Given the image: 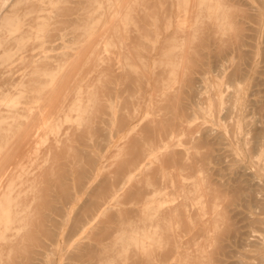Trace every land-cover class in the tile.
I'll return each mask as SVG.
<instances>
[{
    "label": "rangeland",
    "instance_id": "obj_1",
    "mask_svg": "<svg viewBox=\"0 0 264 264\" xmlns=\"http://www.w3.org/2000/svg\"><path fill=\"white\" fill-rule=\"evenodd\" d=\"M122 1L123 0H121L119 3V0H115V2L117 3L115 5H117L118 9L120 8L118 7L119 4L121 5L125 3V0L123 2ZM128 1L130 2V0ZM131 1L132 3H130V5L133 8L129 9L130 7L128 8L126 5H124V8L121 7V10L123 9L122 11L125 12H122L123 16H121L131 17L132 19V21L123 26V29L121 30L123 31V33H121V37L124 35L122 38L126 40L125 41L121 39V41H125V44L128 43L127 48L131 50V53L129 50H127L129 52L127 54L125 48V53L123 52L122 47L127 46L124 45V43H121L119 45L120 47H118V44L115 46H106V44H104L105 42L103 41H106L108 39L107 36L103 35V28L107 23L105 22L106 24L103 26L101 21L103 17L104 20L108 18L109 13L114 8V0H0V117L4 116L2 117L3 119L0 118V168L3 165L11 162L13 163L11 164V166L17 164V171L18 174H20L22 180L21 187H23V190L28 187L26 188V191H23L21 188V199L25 203H28L30 205L27 207L26 218V221L27 223L29 222V225L27 224L28 226L26 225L21 230L22 233H18V236H16V238L14 239L16 244L18 243L17 245L21 246V249L23 248V250H20V248L17 247V250L19 249L18 253L19 251H24L22 253H25V247V249L29 251L30 254H32L31 261L33 263L37 262L38 264H99L96 263L97 256L99 254V248L97 247H101V250L102 247H108L110 249L115 248L117 252H114L116 254L115 255L114 253H112V249L111 254L108 253V255H111L109 259L107 258L108 256H106L107 254H103V256H106V260L104 259L103 261L104 264H128L129 262L130 264H133L134 259L140 256V259H145L147 257V253L142 251L137 252V250L134 249V243H131L129 234L130 231H132L133 233L136 231L137 225L143 222V219H145L147 214L150 212L151 206L155 204L148 202L153 198L160 197V195L154 196L153 192L152 194L147 193V195H145V197L140 201L131 200L129 198L136 197L135 195H133L135 194V191H139L138 188L145 185L144 179L147 177L146 174L148 175L149 173H152L156 167H159L160 162H158V164L152 156L150 157V159L145 158L144 160L147 162V165L145 167L146 172H144V174H138V172L132 174L131 178L126 182L124 190H121L120 196L106 201L105 206L107 210L103 215L100 214L98 216H94L93 219H90V223L87 224L86 229L81 228V225L85 222L87 217L83 218V221L80 220L82 221V224L79 228H77V230H72L74 233H69V231L72 229L70 226L74 222V219L77 218V215L79 216L81 212L79 209L82 210V206L87 202L86 200L90 198L88 193L91 194L90 191L94 189V186H97L98 183L102 184L105 178L110 176L116 169V167H118V164H121L126 158L129 157L128 155L131 154L130 150L134 149L131 146L132 143L136 145L145 140V135H147V132L145 131L144 133L143 130H146L145 126L151 123L150 119H152L153 117H156L155 119H159V117L161 118L162 116H165V113L168 114V112L165 110L169 100L168 97L172 96V91L174 95L175 93H178L183 89V91L188 90L187 92L189 95L187 96V93L185 91L184 93L186 94L183 95L184 93L180 91L182 93H180V96L186 97L183 99V101L188 98L186 101H184L186 102V104L188 103L187 106L185 104V109L187 110V112H185L187 113V117H184L185 120H183L184 122L181 123V125L179 124V129H181H177V132L179 131V133L175 132L178 136H173L172 144L174 145L169 146L171 147L170 149L173 148L172 150H174L175 148V152H177L176 154L181 153V160L178 163L179 167L185 164L186 167H189L191 169L192 165L196 163L199 165V167L197 165V168H199V170H197L198 172H196L195 175L192 174L193 172L190 175L191 170L187 171L189 170V168H185V165H183L182 167L183 170L182 168H180V170H182V172L184 171V173H182L178 169V167L176 168L177 170L175 169V172H181L183 176L186 173V178L180 176L181 181L178 178L174 179H178L180 183L182 182L183 184H187L185 185L186 187H192L191 190L187 188L189 189L187 190L188 195L191 196L190 198H188L189 202L186 199L187 197H184L185 199H181L183 198V196L180 195H178L179 197L176 195L177 199L170 202L174 203V205L180 203L182 200L183 202L186 201V203H189H187V212L192 216V219L188 221L189 223L185 221L183 222H185L186 224H184L186 226L188 225V227H191L192 225L193 229L191 230V233L198 234V237L200 236V234H205V236L208 235V239L205 237L203 241L204 243L206 242L208 244L203 245L201 241L204 238V235H201L202 239H198V237L195 235V241L192 240V243L194 244L192 245L194 247H190L192 245L191 243H189V246L183 245V247L187 246V249L185 247L184 249L183 247H181L182 249L180 248V251H184L185 254H189L192 252L191 255L189 254L190 257L193 255V253H196L197 256L198 245H196V243H199L200 241L202 243V246H206L204 248L205 250H209L213 248V246L216 247V249L214 247L213 251L207 250L208 252H206V255H210V257L213 256L211 257L212 259L208 258L207 256V259H211L208 261L213 262H211V264H262V262H264V255H261L262 251L264 250V1L259 0L258 3L257 0H229V2L227 0L226 2L229 3L227 4L226 2H224L225 0H218L220 1L221 6L224 7L222 9L230 13L226 19L222 17V15H216L215 13H213L215 9L214 7H202L201 5H199L197 2L199 0H191L192 2H197L196 6L195 3L193 5L190 0H168L169 2L167 0ZM166 1L169 4H166ZM230 1L232 3V7ZM138 2L140 3V5H138ZM211 2L214 3L216 2V0H211ZM222 2H224V4ZM191 3V8H193L189 9ZM110 4H112L113 6L110 7ZM104 5L106 6V11L103 7ZM234 5L236 6V9L238 7V10L240 11L239 13L234 8ZM125 7H127L128 10ZM138 7L140 10H138ZM167 8H169L168 16L164 14V9ZM130 10H132V15L128 14ZM102 11L108 12L107 14H104V12ZM174 11L176 12V14ZM188 11H191L192 15H196L192 16L190 12L188 13ZM117 12L118 10L116 11L113 9L109 17L111 16V19L114 16L116 17L118 15ZM165 12L167 13V11ZM162 14L166 17H164ZM170 14L172 15V17ZM187 15L192 16V18L194 17V19L192 20L193 24L191 23V18H187ZM229 17L233 18V21ZM228 18L233 23L229 22L230 20ZM205 21H207L206 24L204 23ZM235 22L237 27L236 25H234ZM162 24L164 26H162ZM207 24L210 25L208 26ZM230 25L235 26L238 33L235 32ZM129 27L133 28L131 29L133 30L131 35ZM139 27L142 29H140ZM190 29L193 35L188 32L190 31ZM201 29H204L203 31L207 32H203ZM213 29L216 32H214ZM218 29L220 30V32H218ZM159 30L161 32H159ZM232 30L236 33V36L233 38L231 37V33L233 34ZM107 31L108 30H105L106 34ZM200 31L203 34H200ZM109 32L108 34H110ZM206 33H210L212 35ZM190 34L191 40L188 36ZM237 34L239 35V38H237ZM182 35L184 36L182 37ZM197 35L200 39L197 37ZM203 35H205L206 39L208 37L209 38L206 40ZM218 35L219 37L217 38ZM132 36L137 40H140L138 41V45H140V47L137 45V40H135V38H132ZM212 36L215 37V40L218 39L217 42L215 40L214 42H212ZM185 37L186 39L188 38V40H190V43L193 40L190 45L188 44V47H191V49L195 50L196 53L199 52V55L204 54L203 51L205 52L206 55L204 56V58L202 57L204 60L202 58H198V54V57H195L197 56L196 53L190 49L189 53L187 52L188 48H186V44L189 42H186ZM227 38L229 39L228 41ZM132 39H134V41ZM197 39H199L200 41H197ZM91 40H94L95 43H92L93 41ZM184 41L186 42L185 45ZM210 41L212 43H210ZM221 41L223 42V46ZM88 43H91L93 47L91 45L90 46L93 49L94 47H96L98 50L100 47H103V50L99 49L103 52L99 53L98 51H96L100 54V56L96 54V56L98 55V59L95 60V62L97 63L93 62L94 65L91 64L92 62L90 63V60L92 58L90 60L87 59L88 57L90 58V56L92 57L93 54L92 52L88 53V50H90L91 48ZM102 43L103 45L100 46V44ZM205 43L208 45H206ZM160 45L162 46V48ZM191 45L193 46V48ZM217 45H221L223 48L224 45L225 48L228 47V49L226 48L227 50H225V48L223 49L220 46V49H223H221L222 54L224 52V54L226 55L225 57L223 56L224 54H221L220 56V50L218 53L219 48H215L218 47ZM183 46H186L184 47V49H186L185 51L187 52L185 54V56L187 55V63L189 61L195 63L194 61H196V65L191 63L194 65V67L191 65L193 68L190 66V63L188 64L186 68L192 70V72L190 74V71L186 70L189 72V76L188 73H186L187 75L185 74V77H181L180 75H178L181 70L177 68V62H179L183 57L181 55L183 53ZM119 48L121 53L123 52L122 56L124 57H121L120 54L116 53V50H119ZM207 48L209 49V51ZM83 49L86 50L84 51ZM132 50L135 52V54H133L134 52ZM215 50L219 54L216 60L214 59V54L215 56L217 55ZM224 50L227 52V54ZM81 51H84L85 54L88 51L86 55L89 56L86 57L84 52H82L85 55L84 57ZM192 52H194V54ZM210 52H213L212 55ZM147 55L149 57H147ZM102 56L105 58L107 56V58H104L105 60H103ZM83 57L86 60L85 62L83 61ZM120 57L122 58V60L120 59ZM134 57L135 59H137L138 63H133L134 60L132 61L131 59H134ZM196 58L198 60L200 59V64H198L199 61ZM72 59H76V61L74 62H78L77 66L79 67L76 66V63H73L75 67H73L74 65L69 64V62H73ZM107 59H111V61L109 62V60ZM217 59H219L218 62ZM201 61H203V63ZM87 63H90L91 67L93 68L92 69L90 67L91 71H86L89 68ZM68 64L71 66H69ZM136 64H140V67L143 69L141 70L140 67L139 69ZM225 64L227 65L226 69L224 68L226 66ZM49 65L51 67H49ZM237 66L240 67L238 68ZM65 67L66 69L69 67H73L72 69L74 70L76 68H81L82 71L79 74L82 75L83 81H80L81 75H77V72H71L70 68L66 71L67 73L69 71L71 72L70 74L68 73L70 76L68 77L65 76V74L63 75V78L66 80V83H64L65 80L63 78L61 79L60 75L66 70L64 69ZM101 67L105 74L100 72L102 71L100 70ZM121 67L123 68V70ZM125 68L128 69L129 72ZM235 68L239 70L238 72H240V69H242L241 72L238 73L239 75L237 74V72H234ZM237 69L235 71H237ZM125 70L126 74H124ZM140 70L144 71L145 73H142ZM159 70H162V72H160L162 75L158 72ZM108 71L110 72L107 76L106 73ZM129 73L132 78L126 80V78H128L127 74ZM156 73L157 75L159 74L158 77L156 76ZM143 74H146V76ZM57 75H59V78L57 77ZM73 75L75 77L79 76L78 82V77L77 79H75V77L73 78ZM231 75L233 79H229L232 78ZM186 76L189 79L191 78L190 80H194V83L191 81L192 84H190V87L188 88V85L186 83H189V81L186 79ZM70 77L73 79L72 82L74 81L75 83L76 81L77 84L80 82L78 86L77 84H75L77 86V89H74V87L76 86H73V88H70L72 86H68L69 83L67 82V80H71L68 79ZM94 77H96V80H94ZM145 77L147 78L146 81L143 80L145 79ZM203 77L205 79H202ZM207 77H209L210 80ZM178 78L181 83H178ZM131 79L133 80L130 81ZM149 79H152L151 82ZM128 80L130 83L127 82ZM147 81H149V84ZM67 83L68 85H66ZM74 83L71 84L74 85ZM90 83H92V85L89 87ZM62 84H64L65 88H67L68 86L71 90L74 89L75 93L73 92L72 95L66 94V96L64 92H66L67 89L62 92V90H64V86L62 87ZM95 84L99 88L97 86L95 87ZM103 85H105L106 88H103ZM134 85L137 87L135 88ZM153 85H155V87L157 86V89L160 88V90L158 89L157 92V89H155V95L152 94L153 96H151L150 91H153ZM178 85L180 86L178 87ZM192 85L194 87H192ZM130 86L132 88H129ZM59 87H61L60 90ZM176 87L179 89L178 92ZM234 87L236 88V91L234 90ZM195 88L198 90H196ZM133 89H137L136 92ZM56 91L58 97H56L55 95ZM59 91H61L65 95L64 97L66 99L71 96V98L69 97L67 100L65 99L66 102L68 101V103L77 101L79 102L81 100L80 103L82 109L87 107L86 111L82 112L83 114H81L80 116H75L69 122H62L60 131L56 133L57 139L59 138V141L54 140V134L45 131L44 134L41 133L40 136H36L34 139H32V141L35 139L36 141H30L27 143L25 137L28 127L30 126L28 124L29 118L32 122L36 123V125L34 126H38V121L36 119L37 116L34 115V112L38 111L37 113L42 117L45 111L48 110V106L52 107V104H55L57 102L55 104V108L59 107L57 105H59V101L61 100V98H63V94L58 93ZM132 91L137 94L134 93V96ZM190 92L191 94H194L195 92V94L191 95ZM175 95H179V93ZM96 97L100 98V100H98V98ZM72 98L75 99L73 100ZM89 98H92V102L89 101ZM52 99L54 100V102H52ZM71 99L73 101H71ZM155 100L157 101L155 102ZM44 101H46L47 103H44ZM127 103L129 104L127 105ZM154 103L157 105H154ZM42 104L43 106L44 104H49L47 105V107L44 106L45 109L42 108L43 106L41 107V110H43L44 112L43 114L41 113L42 111L39 110V107ZM90 104H92L93 106ZM126 105L128 106V108H126ZM157 106H159V110ZM197 106L199 109L197 108ZM36 107L37 110L35 109ZM102 107L103 109H101ZM213 107H215L216 109H214ZM89 108L92 111H90ZM127 109L132 114V117L130 113V116L127 114L129 112L127 111ZM102 110H105L106 112L104 111L103 113ZM154 110H156V113L154 112ZM194 110H196V112ZM157 111H159V114H157ZM197 111L200 113H198ZM47 112H49V110ZM31 114L35 116L36 121L33 120L34 116ZM39 115L38 117L40 118ZM121 115H127V119L131 118V120L129 119L130 121L128 120L129 123L127 122V125H124V127H121V125L118 126L119 123L117 121L122 120L119 119ZM122 116L121 118H126L125 116ZM40 120L43 121L45 119ZM87 120L89 121L87 122ZM27 124L28 126L26 128ZM90 125L95 129L91 128L92 130H90V127L87 128ZM182 125H184V128ZM185 126L188 134L185 131ZM176 127H178V125ZM63 128L64 130H62ZM91 131L93 132L91 133ZM78 133L80 134V136L82 135L81 137L84 138L82 142H86V144H82L81 141L78 140ZM100 133L103 134L102 136L100 135L98 137V134ZM139 134L143 135L142 137H144V140L142 137H139L141 138L139 140L137 139ZM71 135L72 139L70 138ZM83 135L86 136L84 137ZM107 136H109L110 138L108 139ZM38 137L40 140L38 139ZM100 137V143L102 145H100V143L96 141V139L99 140ZM106 139H108V142L104 143L105 141H107ZM131 139H133V142ZM62 140L63 142L64 140H66L67 142L69 141L70 146H66V144L69 145V142L66 143L65 141L63 143ZM137 140L138 142H140L134 143ZM147 141L148 138L142 144H145ZM96 142L99 144L98 146ZM71 144L74 147H71ZM129 145L131 146V148L129 147ZM53 147H55L54 150H52ZM75 147H77V149L82 152H79L81 155L77 152L78 150ZM72 148H75L77 150V155L75 154L74 149L72 150ZM186 148L189 150L187 151ZM127 149H130L129 152ZM72 151L74 153H71ZM192 151H194L195 157H193ZM89 152L91 154H89ZM247 153L250 155L248 156ZM54 154H56L55 157H53ZM85 154L95 157L96 159H98V161L95 159L97 162L94 165V163L92 162V164L90 160L92 158L89 157L91 163L89 165H92L91 167L94 166L95 171L93 175L89 174L90 180L87 177L88 180L85 179V182L83 181L84 184L81 185L82 189L79 190L78 185H75L77 183L75 181V171H77L75 170V168L84 166V164L86 167H89L87 166L89 162L84 163L88 160L86 159L88 155L86 157ZM78 155L80 156L78 157ZM58 156L61 157L60 160L58 159ZM189 156L191 159L195 160L192 161L191 159H189ZM51 157L55 158L52 159L56 160V163H53L55 161H51ZM70 157L72 161H69ZM84 157L86 160L83 159ZM201 157L203 158L202 163L197 162L201 159ZM74 159L77 161H75ZM120 159H123V161ZM58 161L61 164L57 165V163H59ZM50 162L52 163V165ZM62 162L64 164L65 162H67L65 164V167ZM49 163L52 167L49 166ZM187 163L190 164L188 165ZM259 163L262 165V168ZM76 164H78V166ZM196 164L193 166V169H195ZM200 164H203V166ZM167 167L165 169L166 173H168L170 170V172H173V175L176 174L174 172V166ZM53 168L55 170H52ZM65 168V171H69V173H64ZM201 169L207 172L206 174H208V178L204 176L206 175L204 172L203 175ZM193 171L195 172L196 170ZM60 172L62 174H60ZM105 174H107L108 176H105ZM62 175H66L64 177H66L67 179L62 177ZM197 176H204V180L203 178L201 180L205 181V179H208V183L210 184L212 182L211 185L209 184L210 188H208V185L207 187L205 186L210 190L207 191L208 193H204V191H202H206V188L204 186L201 188V186L198 185L199 180L197 179H199L200 177ZM141 177L144 179H142ZM139 178L141 179L140 181ZM165 179L168 180V178ZM193 180L196 182L195 184ZM46 181L49 184H47ZM62 184H67L70 187H67L68 190L72 192L74 196L70 203L66 205L64 204L65 202H63L64 200L59 196L61 195V192L59 193V187H61ZM204 184H206V182H204ZM25 185L26 187H24ZM44 186L48 187L45 188ZM212 186H215L213 187L214 192L217 188V191L215 193L216 195L213 194V192L211 193V195L209 193L212 191ZM40 188L42 190H40ZM175 188L168 187L169 190L167 189V191H180V188ZM37 189L39 191H37ZM192 189L195 191H192ZM125 195H127L129 198H127V196ZM195 195L198 197H195ZM213 195L214 197H221H217L216 199L213 197ZM192 198H195V200H192ZM204 198H210L207 199L208 201H210V207H208L209 202H207V200H205ZM56 200L59 201H57L56 203ZM191 200L194 203H190ZM211 203H214L213 206ZM149 204L150 206L148 207L147 205ZM59 206L61 207L59 208ZM66 207L68 210L66 209ZM209 208L212 210H209ZM35 209L36 212H34ZM125 209H128L126 211L130 212H124ZM215 209L218 212L214 211ZM204 210L206 211L204 212ZM119 213L121 214L120 220L115 223L119 225L111 229L109 231L111 235L108 238L103 239L102 243H99L97 241L99 237L97 236L100 235V232H105L108 229L107 227L110 224L108 221L109 219H111L110 216L114 217L115 214L117 216ZM123 214L125 215L124 218ZM198 214L200 215L198 216ZM80 216H82V214H80ZM213 217H215V219L211 221ZM200 219L203 224H210L211 222L210 225H212L213 227L210 228L212 230H210L209 228L208 229L212 231V233L214 232V230L215 232H217V230H221L223 226V231L221 234H219L218 232L217 233L219 235L213 233V241L215 242L211 241L212 239L210 237L212 235L209 230H207L208 232L204 231L205 233H201L204 230L203 228H205L206 230V227L203 226L208 225H203L201 228ZM137 220H140L141 223ZM196 220L199 221L196 222ZM180 222L181 225H183V222ZM193 222H195L196 224ZM194 225H196V227H194ZM52 230L55 232L52 233ZM24 231L27 233L25 234ZM195 231L197 233H195ZM47 232L49 233V235H51H46ZM191 233H184L182 235L184 240L188 239V237L192 235ZM113 235H117L118 237H120V241L116 242L115 244L111 243ZM36 236H38L39 239H37L38 237ZM34 237L35 239H33ZM50 238L53 242L50 240ZM261 238L263 241L261 240ZM32 240L35 244L38 242L37 245H34ZM42 241L43 243H40ZM210 243H212L213 245L211 246ZM42 244H44L45 246ZM199 245L201 244L199 243ZM127 247L129 248L127 249ZM152 248H154V246ZM193 248L196 249L194 250ZM36 250L41 252V254H34L33 252H36ZM210 251L211 253H209ZM133 253H137V255L132 257ZM143 256L145 258H143ZM29 258L30 256H28V258L26 259ZM26 259L23 260L25 261ZM205 259L194 258L193 260H195L196 262L198 261V264H206V262H203L206 261ZM195 261L193 263H195ZM199 261H201L202 263H199ZM189 262L187 264H191L192 261L189 260ZM171 263L178 264L175 259H170L168 264ZM180 263L182 262H179V264Z\"/></svg>",
    "mask_w": 264,
    "mask_h": 264
},
{
    "label": "bare ground",
    "instance_id": "obj_2",
    "mask_svg": "<svg viewBox=\"0 0 264 264\" xmlns=\"http://www.w3.org/2000/svg\"><path fill=\"white\" fill-rule=\"evenodd\" d=\"M120 1L121 0H119V3H120ZM124 1V0H123ZM122 1V2H123ZM134 1V0H133ZM143 1V0H142ZM168 1V0H167ZM166 1V2H167ZM191 1V0H190ZM192 1H194V0H192ZM191 1V2H192ZM197 1V0H196ZM192 2L193 3V5H194V3H195V6H196V3L198 2V4L199 5H201L202 7L203 6H206V7H214L215 9H214V12L213 13H215L216 15L217 14H219V15H222V17H224L225 19L229 16V12L228 11H225L224 9H222V8H224V7H222L221 6V3H220V1H218V0H216V2H214V3H212L211 2V0H199V1H197V2ZM227 0H225L224 2H226ZM258 1V3H259V0H257ZM264 1V0H263ZM113 2V1H112ZM111 2V3H112ZM114 2H115V0H114ZM125 3L124 4H119L118 5V7H120L119 9L117 8V5H115V4H117L116 2L114 3V6L112 5V4H110V7L111 6H113L114 8V10H118V15L117 16H119V17H113L112 19L109 17V15H110V13H112V10H111V12L109 13V15H108V18L107 19H105L104 20V17H103V19H102V24H103V26H104V28H103V35L104 36H107L108 37V39L105 41V40H103L105 43L104 44H106V46H115V45H117L118 44V47H120L119 45L122 43H124L126 40L125 39H123L122 37L124 36H122L121 37V33H123V31H121L123 28V26H125V25H127L129 22H131L132 21V19H131V17H122L123 16V13H125L124 11H122L121 10V7L122 8H124V5H126L129 9H131V8H133V7H131V5H130V3H132V1L130 0V2L128 1V0H125L124 1ZM163 2V1H162ZM169 2V1H168ZM166 3V4H169V3ZM173 2V1H172ZM224 2H222L223 4H224ZM228 2H229V0H228ZM228 2H226L227 4H229ZM139 3V2H138ZM192 3L190 4V8L189 9H192L191 8V5H192ZM226 3H225V5H226ZM230 3H231V1H230ZM177 4V3H176ZM106 5V4H105ZM103 6L104 7V9H105V11H106V6ZM130 5V6H129ZM138 5H140V3L138 4ZM157 5H158V3H157ZM115 6H116V9H115ZM195 6H194V8H195ZM228 6V5H227ZM127 7H125L126 9H127ZM141 7V6H140ZM168 7V6H167ZM229 7H230V5H229ZM231 7H232V3H231ZM160 8V7H159ZM166 8V7H165ZM234 8L236 9V6L234 5ZM110 9V8H109ZM126 9H124V10H126ZM142 9V8H141ZM168 9L169 8H167V9H164V14H166V16H168ZM108 10V9H107ZM121 10V11H120ZM128 10V9H127ZM138 10H140L139 9V7H138ZM137 10V11H138ZM143 10V9H142ZM194 10V9H193ZM237 11H238V13L240 12L239 10H238V7H237V9H236ZM132 10H130V12L128 13L129 15L132 13L131 12ZM148 11H149V9H148ZM165 11H167V13L165 12ZM197 11V10H196ZM102 12H104V11H102ZM108 12V11H107ZM107 12H104V14L106 13L107 14ZM123 12V13H122ZM141 12V11H140ZM175 12V11H174ZM190 12V14H191V11H188V13ZM232 12V11H231ZM113 13H114V11H113ZM160 13V12H159ZM195 13V12H194ZM175 14H176V12H175ZM174 14V15H175ZM198 14V13H197ZM112 15H115V14H112ZM122 15V16H121ZM132 15V14H131ZM145 15V14H144ZM143 15V16H144ZM163 15V14H162ZM171 15V14H170ZM192 15V14H191ZM193 15H196V14H193ZM192 15V16H193ZM134 16V15H133ZM164 16V15H163ZM166 16H164V17H166ZM177 16V15H176ZM192 16H190V15H187V18L189 17V18H191V21L194 19V17L192 18ZM215 16V15H214ZM171 17H172V15H171ZM205 17H206V15H205ZM231 17V16H230ZM229 17V18H230ZM233 17V16H232ZM133 18V17H132ZM228 18V19H229ZM109 19V20H108ZM145 19V18H144ZM166 19V18H165ZM230 19H232V21H233V18H230ZM229 19V20H230ZM103 20H104V23H103ZM107 20V21H106ZM144 21V20H143ZM231 20L229 21V22H232ZM106 22V23H105ZM136 22H137V20H136ZM135 22V23H136ZM146 22H148V21H146ZM206 22L207 21H205L204 23L206 24ZM163 23V22H162ZM192 24H193V21L191 22ZM233 23V22H232ZM167 24V23H166ZM205 24H203V25H205ZM159 25V24H158ZM208 25V24H207ZM210 25V24H209ZM208 25V26H209ZM234 25H236V22L234 23ZM106 26H108V27H106ZM129 26V25H128ZM162 26H164L163 24H162ZM231 26V28L235 31V32H237V25H236V27L235 26H232V25H230ZM216 27V26H215ZM233 27H235V28H233ZM106 28V29H105ZM130 28V35H131V33H132V31L133 30H131V29H133V28H131V27H129ZM140 28V27H139ZM187 28V27H186ZM190 28V27H189ZM199 28V27H198ZM214 28V27H213ZM140 29H142V28H140ZM144 29V28H143ZM192 29V28H191ZM191 29H190V31H191ZM200 29V28H199ZM239 29V28H238ZM105 30H108L107 31V34L105 33ZM127 30H128V27H127ZM189 30V29H188ZM194 30V29H193ZM202 30V29H201ZM204 30V29H203ZM202 30V31H203ZM219 30V29H218ZM232 30V31H233ZM110 31V32H109ZM135 31V30H134ZM187 31V30H186ZM190 31H188L189 33H191L192 34V31L190 32ZM213 31L214 32H216L214 29H213ZM231 31V32H232ZM233 31V34L231 33V37L233 38V37H235L236 36V33ZM108 32L110 33V34H108ZM126 32V31H125ZM159 32H161L160 30H159ZM203 32H207V31H203ZM208 32H209V29H208ZM218 32H220V30L218 31ZM217 32V33H218ZM188 33V34H189ZM213 33V32H212ZM238 33V32H237ZM106 34V35H105ZM134 34V33H133ZM160 34V33H159ZM191 34L190 35H188L189 36V39L191 40ZM200 34H203L201 31H200ZM205 34V33H204ZM206 34H210V33H206ZM226 34H228V33H226ZM235 34V35H234ZM103 35H102V38H103ZM193 35V34H192ZM195 35V34H194ZM210 35H212V34H210ZM221 35V34H220ZM232 35H234V36H232ZM134 36H137V35H134ZM151 36V35H150ZM179 36H180V34H179ZM178 36V37H179ZM184 35H182V37H183ZM187 36V37H188ZM204 37H205V35H203ZM229 36V35H228ZM152 37H153V35H152ZM197 37L199 38V36L197 35ZM208 37V36H207ZM211 37V36H210ZM213 37V36H212ZM219 37V35L217 36V38ZM223 37V36H222ZM225 37V36H224ZM125 38V37H124ZM131 38V37H130ZM132 38H135V37H133L132 36ZM209 38V37H208ZM207 38V39H208ZM216 38V39H217ZM237 38H239V35L237 34ZM121 39L122 40H125V41H121ZM165 39V38H164ZM200 39V38H199ZM199 39H197V41L199 40ZM205 39H206V37H205ZM206 39V40H207ZM220 39H221V36H220ZM133 41H134V39H132ZM135 40H137L136 38H135ZM153 40V39H152ZM185 40H186V42L188 41L189 43H187L186 44V42L184 43V45L186 44L187 45V47L186 46H183V53L181 54L183 57H182V59L179 61V62H177V68L178 69H180L181 70V72H179L178 73V75H180L181 77L183 76V77H185L184 75L186 74V73H188V76H189V72L188 71H186V70H189L188 68H186L187 66H188V64L190 63V66L192 65L193 67H194V65H196V61H194L195 63H193V62H191V61H189L188 63H187V55L185 56V54L188 52L189 53V49L190 50H192V51H194L195 52V50H193V49H191V47H188L192 42H193V40H192V42L190 43V40H188V38L186 39V37H185ZM211 40H213L212 42H214V40H215V37H213V39H211ZM218 40V39H217ZM217 40H215L216 42H217ZM229 39L227 38V41H228ZM91 41H93L92 43H95L94 42V40H91ZM103 41H101V42H103ZM138 41H140V40H137V45H138ZM200 41V40H199ZM136 42V41H135ZM134 42V43H135ZM201 42H202V40H201ZM200 42V43H201ZM211 41H210V43H212ZM220 42V41H219ZM141 43H143V42H141ZM141 43H139V44H141ZM221 43H222V46H223V42L221 41ZM89 44V43H88ZM98 44V43H97ZM97 44H96V46H97ZM128 44V43H127ZM127 44H125L124 43V45H127ZM162 44H163V41H162ZM189 44V45H188ZM195 44H196V42H195ZM201 44H203V43H201ZM206 44V43H205ZM91 45V43L89 44V46ZM103 45V43L102 44H100V46H102ZM204 45V44H203ZM206 45H208V44H206ZM92 46V45H91ZM90 46V47H91ZM95 46V45H94ZM123 46V45H122ZM139 47H140V45H138ZM142 46V45H141ZM161 46V45H160ZM192 46V45H191ZM200 46V45H199ZM205 46V45H204ZM218 47H215V48H219L218 49V53H219V50H220V56H221V54H222V51H221V49L223 48L221 45H217ZM220 46L222 47L221 49H220ZM227 46V45H226ZM93 47V46H92ZM90 48V50H88L87 52L88 53H90V52H92L93 54H92V57L90 56V58L88 57L87 59H91L90 60V63L91 64H93V62L94 63H97V62H95V60H97L98 59V55L100 56V54L99 53H101V52H103V51H101V50H103V47L101 48H99V49H101V50H97V48L96 47H94V49L93 48ZM118 47H116V48H118ZM128 45L127 46H123L122 48H123V52H124V48L126 49V51L127 50H129L128 48ZM143 47V46H142ZM157 47V46H156ZM184 47H186V48H188L187 50V52L185 51L186 49H184ZM203 47V46H202ZM113 48V47H112ZM130 48V47H129ZM149 48H151V47H149ZM161 48H162V46H161ZM192 48H193V46H192ZM224 48H225V45H224ZM223 48V49H224ZM227 49H228V47H226ZM225 48V50H227ZM140 49V48H139ZM208 49V48H207ZM216 49V50H217ZM222 49V50H223ZM84 50V49H83ZM86 50V49H85ZM84 50V51H85ZM108 50V49H107ZM112 50V49H111ZM111 50H109V51H111ZM151 50V49H150ZM159 50V49H158ZM198 50V49H197ZM206 50V49H205ZM215 50V52L217 53V51ZM224 50V51H225ZM84 51H81V53L82 52H84ZM96 51H98V52H96ZM118 51V52H117ZM119 51H120V48H119V50L117 49L116 50V53H118V54H120V56L121 57H124V56H122L123 54V52L121 53V51H120V53H119ZM130 51V53H131V50H129ZM133 51V50H132ZM202 51V50H201ZM208 51H209V49H208ZM87 52H86V54H87ZM96 52V53H95ZM134 52V51H133ZM191 52V51H190ZM194 52H192L193 54H194ZM214 52V53H215ZM226 52V51H225ZM80 53V52H79ZM80 53V54H81ZM113 53V52H112ZM125 53V52H124ZM127 54L129 53L128 51L126 52ZM196 53V52H195ZM203 53L204 54H201V55H199V52L198 53H196V55L198 54L199 55V57H198V55L197 56H195V57H198V58H204V56L206 55L205 54V52L203 51ZM207 53V52H206ZM211 53V55H212V53L213 52H210ZM217 53V55L215 56V54H214V59L216 60V58H217V56H219V54ZM83 54V53H82ZM84 54H85V52H84ZM83 54V55H84ZM85 54V55H86ZM96 54H98L97 56H96ZM133 54H135V52L133 53ZM158 54H159V51H158ZM208 54V53H207ZM223 54H224V52H223ZM222 54V55H223ZM226 54H227V52H226ZM28 55V54H27ZM82 55V56H83ZM85 55H84V57H85ZM104 55V54H103ZM131 55V54H130ZM180 55V54H179ZM179 55H178V57H179ZM81 56V55H80ZM87 56H89V55H86V57ZM105 56V55H104ZM108 56V55H107ZM107 56H106V58H107ZM111 56V55H110ZM132 56V55H131ZM224 57L226 56L225 54L223 55ZM223 56H222V58H223ZM30 57V56H29ZM84 57H83V61L85 62L86 60L84 59ZM103 57V56H102ZM120 57V59L122 60V58ZM128 57V56H127ZM147 57H149L148 55H147ZM186 57V58H185ZM194 57V56H193ZM211 57H213V56H211ZM105 57H103V60H105L104 59ZM130 58V57H129ZM131 58H133V57H131ZM145 58V57H144ZM153 58V57H152ZM188 58H190V57H188ZM202 58V59H203ZM30 59V58H29ZM31 59H32V57H31ZM81 59H82V57H81ZM128 59V58H127ZM157 59V58H156ZM159 59V58H158ZM197 59V58H196ZM201 59V60H202ZM73 60V62H69V64H71V65H74L75 63H76V66H77V63L78 62H74V61H76V59L74 60V59H72ZM71 60V61H72ZM80 60V59H79ZM93 60V61H92ZM107 60H109V59H107ZM115 60V59H114ZM132 61L134 60V62L133 63H138L137 62V59H135V57H134V59H131ZM130 60V61H131ZM175 60H177V59H175ZM190 60V59H189ZM198 60V59H197ZM200 60V59H199ZM198 60V61H199ZM204 60V59H203ZM218 60L219 59H217V62H218ZM99 61V60H98ZM111 61V59L109 60V62ZM120 61V60H119ZM136 61V62H135ZM83 62V63H84ZM87 62H89V61H87ZM121 62H123V61H121ZM202 63H203V61H201ZM74 63V64H73ZM90 63H87L88 64V70H86V71H89L92 67H91V65H90ZM191 63H193V64H191ZM68 64V65H69ZM86 64V65H87ZM103 64V63H102ZM184 64V65H183ZM198 64H200V61H199V63ZM197 64V65H198ZM222 64V63H221ZM68 65H67V67H68ZM71 65H69V66H71ZM85 65V66H86ZM94 65V64H93ZM122 65V64H121ZM186 65V66H185ZM226 65V64H225ZM53 66V65H52ZM104 66V65H103ZM123 66V65H122ZM136 66H138V68L140 67V64L138 65V64H136ZM191 66V67H192ZM46 67V66H45ZM49 67H51L50 65H49ZM48 67V68H49ZM73 67H75V65L73 66ZM73 67H69V68H67L68 70L71 68V72L73 71V72H77V75H81V74H79V73H81V71H82V69L81 68H76L77 70H79V71H77L76 69L74 70V69H72ZM77 67H79V66H77ZM91 67V68H90ZM125 67V66H124ZM192 67V68H193ZM238 67V66H237ZM240 67V66H239ZM238 67V68H239ZM85 68V67H84ZM107 68V67H106ZM122 68V67H121ZM141 68V67H140ZM139 68V69H140ZM225 69L227 68V65L224 67ZM64 69H66V67L64 68ZM67 69L64 71V70H62V71H64L60 76V78L62 79L64 76V74H65V76H70L69 74L71 73L70 71L67 73L66 71H67ZM93 69V68H92ZM126 69V68H125ZM143 68H141V70H142ZM178 69H177V71H178ZM237 68H235V70H236ZM60 70V69H59ZM96 70V69H95ZM99 70V69H98ZM97 70V71H98ZM100 70H102V67H101V69ZM122 70H123V68H122ZM126 70H128V69H126ZM126 70L124 71V74H126L125 72H126ZM140 70V71H141ZM179 70V71H180ZM234 70V72H237V74L238 73H240L241 72V70L242 69H240V72H238L239 70L237 69V71H235ZM86 71H85V73H86ZM91 71V70H90ZM106 71V70H105ZM147 71V70H146ZM176 71V72H177ZM190 71V74H191V72H192V70H189ZM59 72V71H58ZM66 72V73H65ZM83 72H84V70H83ZM99 72V71H98ZM97 72V73H98ZM100 72H102V73H104L105 74V72H103V70L102 71H100ZM110 71H108L106 74H107V76H108V73H109ZM128 72H129V70H128ZM142 73H145L144 71H141ZM159 73L160 72H162V70L160 71H158ZM157 72V73H158ZM166 72V71H165ZM234 72H233V74H234ZM60 73V72H59ZM84 73V74H85ZM141 73V74H142ZM157 73H156V76L158 77L159 76V74L157 75ZM68 74V75H67ZM74 74V73H73ZM161 74V73H160ZM223 74V73H222ZM59 75H57V77L59 78ZM109 75H111V74H109ZM128 76V78H126V80L127 79H130V78H132L131 77V75H130V73L129 74H127ZM143 75H145L146 76V74H143ZM162 75V74H161ZM165 75V74H164ZM163 75V76H164ZM187 75V74H186ZM239 75V74H238ZM72 76V75H71ZM75 76H76V73H75ZM74 75H73V78L75 77ZM99 76V75H98ZM104 76V75H103ZM130 76V77H129ZM134 76V75H133ZM148 76V75H147ZM227 76V75H226ZM235 76H237V75H235ZM77 77H78V79H77ZM77 77H75V79H77V82H78V80H79V76H77ZM83 77H84V75H83ZM231 77H232V75H231ZM65 78H67V77H65ZM80 78H81V80L80 81H83L82 79V75L80 76ZM96 77H94V80H96L95 79ZM180 78V77H179ZM179 78H178V83H181L180 82V80H179ZM207 78H209V77H207ZM64 79V78H63ZM68 79H71V80H67V82L69 83V85H68V83L66 84V85H68L69 87L70 86H72V87H70V88H73V86H76L75 84H77L76 83V81H75V83H74V81L72 82V78L70 77V78H68ZM92 79H93V77H92ZM106 79V78H105ZM155 79V78H154ZM160 79H161V77H160ZM163 79V78H162ZM181 79V78H180ZM186 79L189 81V83L187 82L186 84L188 85L187 86V88L188 87H190V84H192V82L194 81V80H190L187 76H186ZM193 79V78H192ZM202 79H205L204 77L202 78ZM229 79H233V77L232 78H229ZM65 80V79H64ZM93 80V81H94ZM133 79H131L130 81H132ZM143 80H147V78L145 77V79H143ZM150 80V82H151V80L152 79H149ZM209 80H210V78H209ZM93 81H92V83H93ZM145 81H143V82H145ZM154 81V80H153ZM160 81V80H159ZM192 81V82H191ZM231 81V80H230ZM234 81V80H233ZM74 83V85H72L71 83ZM88 82V81H87ZM86 82V83H87ZM91 82V81H90ZM127 82H129V80L127 81ZM148 82V84H149V81H147ZM146 82V83H147ZM64 83H66V80H65V82ZM80 83V82H79ZM78 83V84H79ZM92 83H90V85H89V87L92 85ZM101 83V82H100ZM104 83V82H103ZM102 83V84H103ZM130 83V82H129ZM128 83V84H129ZM138 83H139V81H138ZM183 83V82H182ZM194 83V82H193ZM71 84V85H70ZM78 84H77V86H78ZM152 84H153V82H152ZM93 85H94V83H93ZM139 85V84H138ZM158 85V84H157ZM208 85V84H207ZM210 85V84H209ZM61 86V85H60ZM64 86V84H62V87ZM67 86V88H65V86H64V90H62V92H64L66 89V92H64L65 93V95L67 94V95H72L73 94V92L75 93V91H74V89L76 88L77 89V86L76 87H74V89H70L69 87ZM86 86H87V84H86ZM97 85L95 84V87H96ZM104 87L103 88H106V86L105 85H103ZM135 86V85H134ZM180 85H178V87H179ZM98 87V86H97ZM137 86H135V88H136ZM142 87V86H141ZM140 87V88H141ZM148 87H149V85H148ZM157 87V86H156ZM155 87V85H153V91H154V93H153V91H150V93H151V96H153V95H155V89H157ZM192 87H194L193 85H192ZM99 88V87H98ZM98 88H97V90H98ZM102 88V89H103ZM109 88V87H108ZM129 88H132L131 86L129 87ZM182 88V87H181ZM238 88V87H237ZM61 89V87H59V90ZM94 89V88H93ZM138 89V88H137ZM136 89V90H137ZM159 90H160V88H158ZM158 89H157V92H158ZM176 89H177V92L179 91V89L176 87ZM190 89V88H189ZM196 89V88H195ZM195 89H194V91H195ZM236 88L234 87V90H235ZM95 90H96V88H95ZM106 90V89H105ZM107 90H109V89H107ZM133 90H135V89H133ZM136 90H135V92H136ZM139 90V89H138ZM147 90V89H146ZM191 90V89H190ZM196 90H198V89H196ZM71 91H72V93H71ZM180 91H182L183 93H184V91H183V89L182 90H180ZM178 92L179 93V95H175V94H178V93H175L174 95H173V91H172V96H170V97H168L169 98V100H168V103H167V105H166V110L165 111H167L168 112V114L167 113H165L166 115V117L165 116H162L161 118L159 117V119L157 118V119H155L154 117L152 118V119H150V121H151V123H146V124H148L147 126H145L146 127V130L144 129L143 130V132L145 133V131L147 132V135H148V137H147V135H145V140H147V138H148V141L145 143V144H142V143H144V137H142L143 135H140L139 134V136H138V140L139 139H141V138H139V137H142L143 138V140L144 141H142L141 143H139L138 142V140L137 141H135L134 143H139V144H136V145H134L133 143L131 144V146L134 148V149H132V150H130L131 151V154L130 155H128L129 157L128 158H126L124 161H123V159H120V160H122L123 162L121 163V164H118V167H116V169L112 172V174L110 175V176H108L107 174H105V176L107 175L108 177H106L105 178V180H104V182L101 184V183H98V187L95 185L94 186V189L92 190V191H90V193L91 194H89L88 193V195L90 196V198L88 199V200H86L87 202L86 203H84V205L82 206V210L81 209H79L80 211V214H82V216H80V214H79V216L77 215V218H75L74 219V222L72 223V225L70 226L71 228V230L69 231V233L70 232H73L72 230L73 229H75V230H77V228H79L80 227V225L82 224V221L84 220L83 218H86V220H85V222L81 225V228H85L86 229V227H87V224H89L90 223V219H93L94 218V216H98V215H103L105 212H106V206H105V203H106V201L107 200H111V199H114V198H116V197H118V196H120V192H121V190L123 191L124 190V188H125V185H126V182L131 178V176H132V174H135L136 172H138V174H144V172H146L145 171V167H146V165H147V162L146 161H144L145 160V158H149L150 159V157L152 156L155 160H156V162L158 163V162H160V165H159V167H156L155 168V170L152 172V173H149L148 175L146 174V178L144 179V178H142V179H144V183H145V185L144 186H142V187H137L138 189H139V191H135V194H133V195H135L136 197H134V198H132V197H128L127 195H125V196H127V198H129V199H131V200H135V201H140L142 198H144L145 197V195H147V193H151L152 194V192L154 193V196L155 195H160V197H156V198H153L151 201H149L148 203H155L154 205H152L151 206V208H150V212L147 214V216H146V218L145 219H143V222L141 223V218H140V220H137V221H139L141 224H138L137 225V229H136V231L133 233L132 231H130V234H129V238H130V240H131V243H134V249L135 250H137V252L138 251H142V252H145V253H147V257L145 258L144 256H143V258H145V259H140V257H137V258H135L134 259V263L133 264H168L169 263V260L171 259V260H173V259H175V261H177L178 262V264H179V262H182V263H180V264H187L188 262H189V260H191L192 262H191V264H198V261L196 262L195 260H193L194 258H203V259H205L206 261H203V262H206V264H211V262L210 261H208V260H211L212 258L211 257H213V256H211L210 257V255L208 256V254L206 255V252H208L209 250H211V251H213V249H214V247L215 246H213V248H211V249H207V250H205L204 248L206 247V246H202V243H203V245L205 244V245H207L208 243H204L203 241H204V239H205V237L208 239V233L206 234L207 236H205V234H203L204 235V238L202 239V237H201V235L202 234H200V236L198 237V234H194V233H191V230L193 229V227H192V225H191V227H188V225L186 226L185 224V222H188L189 220H191L192 219V216L187 212V203L189 202L188 201V198H190V196L188 195V191L187 190H191V188H189L188 186L186 187L185 185H187V184H183L182 182V185H181V183L178 181V179L181 181V178H180V176H183V174L182 173H184V171L182 172V170H183V165H185V164H183V165H181V167H179V162H180V160H181V153H178V154H176L177 152H175V148H174V150H172V149H170L171 147L170 146H173L174 144H172V139H173V136H175V135H177L175 132H177V129L178 130H181V129H179V124L181 125V123H183L184 121L183 120H185V118L184 117H187V110L185 109L186 108V106L188 105V103L186 104V102H184V101H186L187 99H185L184 101H183V99L184 98H186V97H182V96H180L182 93L181 92ZM188 90H186L185 92L187 93H184L183 95H187V96H189L188 95V92H187ZM236 91V90H235ZM54 92V91H53ZM61 91H59L58 93H60V94H63ZM96 92V91H95ZM99 92V91H98ZM105 92H107V91H105ZM133 92V91H132ZM135 92H133V94L135 93ZM160 92V91H159ZM192 92V91H191ZM191 92H190V94H191ZM199 92V91H198ZM201 92V91H200ZM208 92V91H207ZM181 93V94H180ZM232 93V92H231ZM98 94V93H97ZM96 94V95H97ZM135 94H137V93H135ZM135 94H134V96H135ZM153 94V95H152ZM166 94V93H165ZM193 94V93H192ZM191 94V95H192ZM194 94H195V92H194ZM193 94V95H194ZM197 94V93H196ZM55 95H56V97H58L57 95V91H56V93H55ZM64 94H63V96L62 95H60V96H62L63 98H61V100H62V102H61V100L59 101V105H57V106H59V107H56L55 108V104L57 103H55V104H52L53 106L52 107H50V106H48L49 108H48V110H49V112H47V111H45V113L43 112V110H41L42 108L43 109H45V107L44 106H46L47 107V105H49V104H44V106H43V104L42 105H40V107L39 106H37V107H39V110H41L40 112L43 114L44 113V115L41 117L37 112L38 111H36V112H34L33 114L35 115V116H37L38 117V115L40 116V118H39V120H38V118L36 117V119H37V121H38V126H34V125H36V123H34V122H32L31 120H30V118H29V122H28V124L30 125L29 127H28V130H27V133H26V137H25V139H26V141H27V143L28 142H34V141H36V139L35 140H33L32 141V139H34L36 136H40V134L41 133H45V131L46 132H50V133H52V134H54V140H58L59 141V138L57 139V134L56 133H58L59 131H60V129H61V127H62V122L63 121H66V122H69L72 118H74L75 116H80L81 114H83L82 112H85L86 111V109H87V107L86 108H83L82 109V106H81V103H80V101L78 102H71V103H68V101L66 102V100L70 97L71 98V96H69L67 99L64 97L65 96ZM66 95V96H67ZM109 95V94H108ZM168 95V94H167ZM190 95V96H191ZM198 95V94H197ZM212 95V94H211ZM235 95V94H234ZM85 96V95H84ZM132 96V95H131ZM77 97H79V96H77ZM98 97H99V95H98ZM98 97H96V98H98ZM157 97H159V96H157ZM165 97H166V95H165ZM193 97V96H192ZM199 97V96H198ZM236 97V96H235ZM162 98H164V97H162ZM191 98V97H190ZM214 98V97H213ZM234 98V97H233ZM50 99V98H49ZM57 99H59V98H57ZM66 99V100H65ZM73 99V98H72ZM71 99V101H73ZM86 99V98H85ZM92 99V98H91ZM90 98H89V101H91L92 102V100H91ZM156 99V98H155ZM212 99V98H211ZM46 100V99H45ZM53 100V99H52ZM56 100V99H55ZM65 100V101H64ZM98 100H100V98H98ZM48 101H51V100H48ZM57 101V100H56ZM97 101V100H96ZM154 101V100H153ZM157 100H155V102H156ZM46 101H44V103H45ZM52 102H54V100L52 101ZM86 102H87V100H86ZM112 102V101H111ZM127 102V101H126ZM234 102H235V100H234ZM233 102V103H234ZM43 103V102H42ZM47 103V102H46ZM113 103V102H112ZM131 103V102H130ZM61 104V105H60ZM99 104V103H98ZM102 104V103H101ZM100 104V105H101ZM129 103H127V105H128ZM185 104H186V106H185ZM51 105V104H50ZM90 105H92V104H90ZM126 105V106H127ZM154 105H157V104H155L154 103ZM43 106V107H42ZM88 106H89V103H88ZM93 106V105H92ZM152 106H153V102H152ZM151 106V107H152ZM215 106V105H214ZM37 107L35 108L36 110H37ZM42 107V108H41ZM95 107H96V105H95ZM99 107V106H98ZM98 107H97V109H98ZM101 107V106H100ZM158 107V110H159V106H157ZM157 107H155V108H157ZM126 108H128V106L126 107ZM162 108H163V106H162ZM197 108H198V106H197ZM214 109H216L215 107H213ZM101 109H103V107L101 108ZM160 109H161V106H160ZM199 109V108H198ZM197 109V110H198ZM89 110H90V108H89ZM88 110V111H89ZM151 110V109H150ZM164 110V109H163ZM90 111H92V110H90ZM94 111H95V109H94ZM105 111V110H104ZM104 111L102 110V112L104 113ZM127 111H129L128 109H127ZM164 111V112H165ZM186 111V112H185ZM195 112H196V110H194ZM215 111V110H214ZM47 112V113H46ZM106 112V111H105ZM154 112L156 113V110H154ZM154 112H152V113H154ZM159 111H157V114H159L158 113ZM198 112V111H197ZM125 113V112H124ZM123 113V114H124ZM129 113H130V111L127 113L128 115H129ZM185 113H186V116H185ZM198 113H200V112H198ZM33 114H31V115H33ZM164 114V113H163ZM33 115V116H34ZM120 115V114H119ZM130 115H131V117H132V114L130 113ZM129 115V116H130ZM33 116H31V117H33ZM35 116L33 117L34 119V121H36L35 120ZM122 116V115H121ZM121 116H120V118L119 119H122L121 121L119 120V121H117L119 124H118V126H120L121 125V127H124V125H127L126 123L128 122L129 123V121L131 120V118H128L127 119V115L125 116V115H123V116H125L126 118H121ZM122 116V117H123ZM135 116V115H134ZM133 116V117H134ZM159 116V115H158ZM2 117H4V116H2ZM2 117H0L1 119H3ZM89 117H90V115H89ZM91 117H92V115H91ZM96 118H98V117H96ZM118 118V117H117ZM184 118V119H183ZM40 119H45V120H43V121H41ZM85 119V118H84ZM88 119V118H87ZM90 119V118H89ZM93 119V118H92ZM102 119V118H101ZM130 119V120H129ZM207 119V118H206ZM129 120V121H128ZM135 120V119H134ZM39 121H40V123H39ZM89 120H87V122H88ZM214 121V120H213ZM212 121V122H213ZM30 122H31V124H30ZM86 122V121H85ZM84 122V123H85ZM3 123H4V121H3ZM185 123H186V121H185ZM26 124V123H25ZM28 124L26 125V128H27V126H28ZM87 124H89V123H87ZM117 124V123H116ZM178 125V127H176ZM183 126V128H184V125H182ZM187 126V125H186ZM186 126H185V129H186ZM67 127V126H66ZM65 127V128H66ZM85 127H87V126H85ZM90 127V130H92V129H95V128H93L91 125L90 126H88L87 128H89ZM188 127V126H187ZM87 128H85V129H87ZM92 128V129H91ZM62 130H64V128L62 129ZM66 130V129H65ZM97 130V129H96ZM104 130V129H103ZM176 130V131H175ZM94 131V130H93ZM93 131H91V133L93 132ZM99 131V130H98ZM186 131V133H187V129L185 130ZM75 132V131H74ZM85 132V131H84ZM97 132V131H96ZM100 132V131H99ZM101 132H103V131H101ZM189 132V131H188ZM98 133V132H97ZM96 133V134H97ZM172 133H174V134H172ZM177 133H179V131L177 132ZM73 134V133H72ZM79 134V133H78ZM83 134V133H82ZM103 134V133H102ZM102 134L100 133V134H98V137L101 135L102 136ZM188 134V133H187ZM60 135V134H59ZM62 135H63V132H62ZM92 135V134H91ZM93 135H95V134H93ZM105 135H107V134H105ZM42 136V135H41ZM61 136V135H60ZM77 136V135H76ZM82 136V135H81ZM80 136V134H79V137H78V140L79 141H81V143L82 144H86V142L85 143H83L82 141H83V137H81ZM84 137L86 136V135H83ZM178 136V135H177ZM68 137V136H67ZM66 137V138H67ZM97 137V138H98ZM106 137V136H105ZM134 137H137V136H134ZM42 138V137H41ZM53 138V137H52ZM70 138L72 139V135L70 136ZM81 138V139H80ZM107 138L109 139L110 137L109 136H107ZM38 139H39V137H38ZM71 139H70V142H71ZM96 139V138H95ZM108 139H106L107 141H105L104 143H106V142H108ZM40 140V139H39ZM38 140V141H39ZM77 140V141H78ZM100 140H101V137L99 138V140L98 139H96V141H98V143H100ZM103 140V139H102ZM132 140V142H133V139H131ZM66 140H64V142H65ZM74 141V140H73ZM62 142H63V140H62ZM63 142V143H64ZM69 142V141H68ZM67 141H66V143H68ZM70 142H69V145L68 144H66V146H70ZM80 143V142H79ZM97 143V142H96ZM97 143V146L99 145ZM72 145V144H71ZM100 145H102L101 143H100ZM135 147H134V146ZM170 145V146H169ZM84 146V145H83ZM95 146H96V144H95ZM131 146L129 145V147L131 148ZM52 147V146H51ZM56 147V146H55ZM55 147H53V149L52 150H54L55 149ZM71 147H74L73 145L71 146ZM100 147V146H99ZM128 147V146H127ZM128 147V148H129ZM66 148V147H65ZM76 149H77V147H75ZM75 148H72V150L74 149V152H75V154L77 155V152L79 153V152H81L80 150H76ZM97 148V147H96ZM67 149V148H66ZM66 149H64V150H66ZM125 149V148H124ZM187 149V148H186ZM123 150V149H122ZM128 150V149H127ZM129 150H128V152H129ZM189 149H187V151H188ZM254 150V149H253ZM77 151V152H76ZM87 151V150H86ZM251 151V150H250ZM67 152V151H66ZM73 151L71 152V153H74ZM88 152V151H87ZM193 153H192V155H193V157H195V155H194V151H192ZM252 152V151H251ZM250 152V153H251ZM52 153V152H51ZM71 153H69V154H71ZM82 153V152H81ZM249 153V152H248ZM247 153V155L249 156L250 154H248ZM65 154V153H64ZM75 154H73V155H75ZM80 154V153H79ZM89 154H91L90 152H89ZM55 155L56 154H54V156L53 157H55ZM66 155V154H65ZM81 155V154H80ZM80 155H78V157L80 156ZM86 155V154H85ZM88 155V154H87ZM87 155H86V157H87ZM126 155H127V152H126ZM184 155V154H183ZM190 155V154H189ZM191 155V156H192ZM203 155V154H202ZM207 155H209V154H207ZM264 155V154H263ZM82 156H83V154H82ZM97 156V155H96ZM205 156V155H204ZM53 157H51V159L53 158ZM57 157V156H56ZM68 157V156H67ZM75 157V156H74ZM92 158V159H90V158ZM77 158V157H76ZM50 159V158H49ZM50 159V160H51ZM53 159H55V158H53ZM51 160L52 162L53 161H55V162H53V163H56V160ZM58 159L60 160L61 159V157L60 156H58ZM68 159V158H67ZM83 159H85V157L83 158ZM86 159H88L87 161H85ZM84 161V163H87V162H89L88 163V165L87 166H89V167H86L85 166V164H84V166H79V168L78 167H76L75 168V170H77V171H75L76 172V179H75V181L77 182H75L76 184V186L78 185V189L79 190H81L82 189V187H81V185H83L84 184V182H85V179H87V177H88V179L90 180V176H89V174H92L93 175V173H94V171H95V168H94V166L93 167H91L92 165H89V164H91L92 162L94 163V165H95V163L98 161V159H96L95 157H93V156H89L88 155V157L86 158ZM91 160V163H90V160ZM95 161H94V160ZM189 159H191L190 158V156H189ZM248 159V158H247ZM46 160V159H45ZM49 160V161H50ZM71 160V157L69 158V161ZM75 160V159H74ZM183 160H185V159H183ZM192 161L193 160H195V159H191ZM197 160V159H196ZM48 161V162H49ZM72 161V160H71ZM75 161H77V160H75ZM79 161H81V160H79ZM78 161V162H79ZM202 161H203V158L201 157V159L200 160H198L197 162H199V163H202ZM262 161H263V159H262ZM59 162V161H58ZM121 162V161H120ZM182 162V161H181ZM51 163V162H50ZM50 163H49V166H50ZM63 163V162H62ZM67 162H65V164H66ZM92 163V164H93ZM185 163V162H184ZM261 163V162H260ZM259 163V164H260ZM11 164H13L12 162L11 163H8V164H6V165H3L1 168H0V264H5V263H8V264H38L37 262L36 263H33L31 260H32V257H31V255L32 254H30V252L29 251H27L26 249H25V247H24V250H25V253H22V252H24V251H22V252H20L19 251V253H18V250H17V247H19L20 248V250H23V248L21 249V246H18L17 244H16V242L14 241V239L16 238V236H18V233H20L21 232V230L28 224L29 225V222L27 223V221H26V218H27V207L28 206H30L28 203H25L22 199H21V193H22V190H23V187H21L22 186V180H21V177H20V174H18V171H17V164H15V165H12L11 166ZM58 164H61L60 162L59 163H57V165ZM65 164L63 163V165H64V167H65ZM159 164V163H158ZM177 164H178V166H177ZM188 164V163H187ZM190 164V163H189ZM188 164V165H189ZM194 164V163H193ZM196 164V163H195ZM194 164V165H195ZM20 165V164H19ZM51 165H52V163H51ZM77 166H78V164H76ZM194 165H192V168L190 169L189 167H186V165H185V168H189V170H187V171H190L191 170V172H190V175H191V173L192 174H194L195 175V173L196 172H198L197 170H199V168H197V165L198 164H196V167H195V169H193L194 167ZM200 165H202L203 166V164H200ZM11 166V167H10ZM15 166H16V169H15ZM167 166H170V167H172V166H174V172H175V169L178 167V169L180 170V168H182V170H180L181 172L180 173H177V172H175L176 174L175 175H173V172H170V170H169V172L168 173H166V167ZM176 166V167H175ZM260 166H261V168H262V165L260 164ZM50 167H52V166H50ZM54 167V166H53ZM198 167H199V165H198ZM70 168V167H69ZM168 168V167H167ZM184 168V169H185ZM13 169H14V171H13ZM50 169V168H49ZM171 169V168H170ZM196 170L195 172L193 171V170ZM203 169H205V168H203ZM203 169H201V171H202V173L204 172L205 174L207 173V172H205ZM51 170V169H50ZM52 170H55L54 168L52 169ZM58 170H59V168H58ZM60 170H62V169H60ZM66 170V168L64 169V173L66 172L65 171ZM152 170V169H151ZM177 170V169H176ZM185 170V171H186ZM186 171V172H187ZM50 172V171H49ZM68 173H69V171H67ZM66 172V173H67ZM200 172V171H199ZM51 173V172H50ZM63 173V174H64ZM188 173V172H187ZM204 173H203V175H204ZM60 174H62L61 172H60ZM35 175V174H34ZM49 175V174H48ZM69 175V174H68ZM185 175H186V173H185ZM185 175L183 176V177H185ZM199 175V174H198ZM208 174H206V175H204L206 178H208L209 176H207ZM53 176H54V173H53ZM59 176H61V175H59ZM64 176H66V175H62V177H64ZM149 176V177H148ZM179 176V177H178ZM204 176H197V177H200L199 179H197V180H199V183H198V185L199 186H201V188L204 186H206L207 187V185H208V188H210V186H209V184L210 183H208V179L206 180L205 179V181H203L204 180ZM26 177V176H25ZM67 177H69V176H67ZM64 178H66V177H64ZM165 178H168V180H166ZM174 178H178V179H174ZM186 178V177H185ZM203 178V180H201ZM24 179V178H23ZM67 179V178H66ZM87 179V180H88ZM29 180V179H28ZM31 180V179H30ZM34 180V179H33ZM32 180V181H33ZM41 180V179H40ZM141 179L139 178V181H140ZM37 181V180H36ZM35 181V182H36ZM84 181V182H83ZM178 181V182H177ZM194 181V180H193ZM201 181V182H200ZM34 182V181H33ZM32 182V183H33ZM44 182V181H43ZM42 182V183H43ZM87 182V181H86ZM100 182H101V180H100ZM204 182H206V184H204ZM37 183V182H36ZM46 183H47V181H46ZM196 182L194 181V184H195ZM203 183V184H202ZM208 183V184H207ZM45 184V183H44ZM47 184H49V183H47ZM86 184V183H85ZM101 184V185H100ZM134 184V183H133ZM136 184V183H135ZM193 184V185H194ZM211 184H212V182H211ZM210 184V185H211ZM214 184V183H213ZM51 185V184H50ZM67 185V184H66ZM66 185H64V184H62L61 185V187H59L60 188V190H59V193L61 194V195H59L60 196V198L61 199H63L64 201L63 202H65L64 204L66 205V204H69L70 203V201L74 198V196H73V194H72V192H70L69 190H68V188H70L68 185L66 186ZM100 185V186H99ZM177 185V186H176ZM184 185V186H183ZM85 186V185H84ZM136 186V185H135ZM24 187H26V185L24 186ZM45 187V186H44ZM48 187V186H47ZM47 187H45V188H47ZM68 187V188H67ZM81 187V188H80ZM168 187H173V188H175V189H179L180 188V191L179 192H177V190H175V191H173V192H170V191H167V189H168ZM184 187H185V189H184ZM194 187H196V186H194ZM205 187V188H206ZM213 187H215V186H212V191L211 192H209L210 193V195H211V193L213 192V194H215L216 193V191H217V188H216V190H215V192H214V190H213ZM21 188H22V190H21ZM26 188H28V187H26ZM26 188L23 190V191H26ZM43 188V187H42ZM50 188H51V186H50ZM93 188V187H92ZM187 188H189V189H187ZM205 188H203V189H205ZM208 188H206V191L205 190H202V191H204V193H208L207 191H210ZM208 189V190H207ZM219 189V188H218ZM40 190H42L41 188H40ZM130 190V189H129ZM131 190H132V188H131ZM169 190V189H168ZM173 190V189H172ZM29 191V190H28ZM37 191H39L38 189H37ZM184 191H185V194H184ZM192 191H195V190H193L192 189ZM77 192H79V191H77ZM186 192H187V194H186ZM74 193V192H73ZM133 193V192H132ZM196 193H198V192H196ZM126 194H128V193H126ZM219 194V193H218ZM217 194V195H218ZM132 195V194H131ZM130 195V196H131ZM178 195H180V196H183V198H181V199H185L184 197H187L186 199H187V203H186V201H184L183 202V200L180 202V203H177L176 205H174V203H171L172 201H174L175 199H177V196ZM197 195V194H196ZM195 195V197H198V196H196ZM201 195V194H200ZM216 195V194H215ZM31 196V195H30ZM29 196V197H30ZM122 196H123V194H122ZM179 197V196H178ZM213 197H214V195H213ZM212 197V198H213ZM217 197H221V196H216V197H214V198H216L217 199ZM35 198H37V197H35ZM39 198V197H38ZM42 198V197H41ZM137 198V199H136ZM211 198V199H212ZM29 199V198H28ZM31 199V198H30ZM58 199V198H57ZM205 199V198H204ZM203 199V200H204ZM207 199H210V198H207ZM207 199H205V200H207ZM192 200H195V198H192ZM192 200L190 201V203H194V202H192ZM204 200V201H205ZM57 201H59V200H56L55 202L57 203ZM171 201V202H170ZM215 201V200H214ZM119 202V201H118ZM207 202H209L208 203V207H210L209 205H210V201H208L207 200ZM213 202V201H212ZM109 203V202H108ZM143 203V202H142ZM36 204H37V202H36ZM59 204V203H58ZM189 204V203H188ZM212 204V203H211ZM214 204V203H213ZM213 204H212V206H213ZM217 205V204H216ZM35 206H37V205H35ZM81 206V205H80ZM148 207L150 206V204L149 205H147ZM33 207V206H32ZM31 207V208H32ZM55 207V206H54ZM61 206H59V208H60ZM68 207V206H67ZM67 207H66V209H67ZM141 207V206H140ZM200 207V206H199ZM79 208H81V207H79ZM207 208V207H206ZM62 209V208H61ZM121 209V208H120ZM63 210V209H62ZM68 210V209H67ZM126 210H128V209H125V211L124 212H130V211H126ZM209 210H212V209H210L209 208ZM116 211V210H115ZM206 210H204V212H205ZM208 211V210H207ZM214 211H216V209L214 210ZM213 211V212H214ZM34 212H36V209H35V211ZM78 212V213H79ZM201 212V211H200ZM216 212H218V211H216ZM120 213H122V212H120ZM118 214L117 216H116V214H115V216L113 217V216H110V218L111 219H109V226L107 227L108 229L105 231V232H100L99 234H95V235H99V236H97V237H99L98 238V242L99 243H102L103 242V239H105V238H108L111 234L109 233V231L111 230V229H113L115 226H117V225H119V224H115V223H117L119 220H120V215L121 214ZM35 214V213H34ZM33 214V215H34ZM38 214V213H37ZM111 214V213H110ZM109 214V215H110ZM217 214V213H216ZM215 214V215H216ZM36 215V214H35ZM112 215H113V213H112ZM127 215V214H126ZM200 214H198V216H199ZM124 214H123V218H124ZM33 217V216H32ZM128 218H131V217H128ZM195 219V218H194ZM193 219V220H194ZM213 219H215V217H213L212 219H211V221L213 220ZM219 219V218H218ZM80 220H82V221H80ZM29 221V220H28ZM73 221V220H72ZM137 221H136V224H137ZM180 221H185V222H183V225H181V222ZM197 221H199V220H196V222ZM221 221V220H220ZM200 222H201V228H202V226L203 225H208V226H203V227H206V230H205V228H203L202 230V232L201 233H205V232H208L207 230H212L211 228L213 227L212 225H210L211 224V222H210V224H203L202 223V221H201V219H200ZM200 222H198V223H200ZM204 222V221H203ZM224 222V221H223ZM180 223V224H179ZM185 223V224H184ZM189 223V222H188ZM193 223H195V222H193ZM35 224V223H34ZM191 224V223H190ZM189 224V225H190ZM196 224V223H195ZM223 224V223H222ZM222 224H220V225H222ZM27 225V226H28ZM179 225H181V226H179ZM214 225V224H213ZM218 225H219V223H218ZM134 226V225H133ZM132 226V227H133ZM183 226V227H182ZM194 227H196V225H194ZM211 227V228H210ZM221 227V226H220ZM200 228V227H199ZM209 228V229H208ZM222 228H223V226H222ZM221 228V230H217V232L219 233V234H221L222 233V231H223V229ZM30 229V228H29ZM121 229V228H120ZM27 230V229H26ZM25 230V231H26ZM124 230V229H123ZM209 230V231H210ZM24 231V232H25ZM28 231V230H27ZM50 231V230H49ZM48 231V232H49ZM197 231V230H196ZM195 231V233H197ZM201 231V230H200ZM205 231V232H204ZM33 232V231H32ZM36 232V231H35ZM46 232V231H45ZM45 232H44V234H45ZM47 232V234L46 235H49V233ZM53 232H55V231H53L52 230V233ZM186 232H190L192 235H190V237H188V239H185L184 240V238H183V234L185 233L186 234ZM199 232V231H198ZM211 232V241H213L214 239H213V233H216V235H219L217 232H215V230H214V232L212 233V231H210ZM22 233V232H21ZM27 232H25V234H26ZM74 233V232H73ZM55 234V233H54ZM54 234H52V235H54ZM72 234V233H71ZM188 234V233H187ZM29 235V234H28ZM33 235H34V233H33ZM51 235V234H50ZM49 235V236H50ZM58 235V234H57ZM198 237V239L199 238H201L202 240V243L199 241V243L201 244V245H199V243L197 242L196 243V245H198V249H197V251H198V254H197V256H196V253H193V255L190 257V255H191V253H189V254H185V252L184 251H180V248L181 247H183V245H190L189 243H191V245L193 244L192 242L193 241H195V238H196V236ZM202 235V236H203ZM22 236H23V234H22ZM39 236V235H38ZM38 236H36V237H38ZM40 237V236H39ZM39 237L37 238V239H39ZM54 237H56V236H54ZM97 237H96V239H97ZM25 238V237H24ZM32 238V237H31ZM217 238H219V237H217ZM216 238V239H217ZM19 239V238H18ZM33 239H35V237L33 238ZM94 239H95V237H94ZM120 237H118L117 235H113V237H112V242L111 243H113V244H115L116 242H119L120 241ZM264 239V238H263ZM50 240H51V238H50ZM55 240V239H54ZM193 240V241H192ZM261 240H262V238H261ZM33 241V240H32ZM52 241V240H51ZM50 241V242H51ZM207 241V240H206ZM263 241V240H262ZM53 242V241H52ZM213 242H215V241H213ZM38 243V242H37ZM37 243L35 244L34 243V241H33V244L34 245H37ZM40 243H43V241L42 242H40ZM195 243V242H194ZM46 244V243H45ZM127 244H130V243H127ZM215 244V243H214ZM42 245H44V244H42ZM194 245V244H193ZM190 246V247H194V246ZM210 245L212 246L213 244L212 243H210ZM27 246V245H26ZM39 246V245H38ZM45 246V245H44ZM154 246V248H152ZM46 247H47V245H46ZM185 247V246H184ZM184 247H183V249H184ZM203 247V248H202ZM87 248V247H86ZM97 248H99L98 249V252H99V254H98V256H97V261H96V263H99V264H104V259L106 260V256H108L107 258L109 259L110 258V256L111 255H108V253L109 254H111V252H112V249H113V252L112 253H114V252H117V250L115 249V248H112V249H110V248H108V247H106V248H103L102 247V250L100 249L101 247H97ZM96 248V249H97ZM129 247H127V249H128ZM186 249L188 248L187 246L185 247ZM182 249V248H181ZM194 250L196 249V248H193ZM215 249H216V247H215ZM14 250H15V252H14ZM194 250H193V252H194ZM54 251V250H53ZM134 251V250H133ZM187 251V250H186ZM211 251L209 252V253H211ZM264 251V250H263ZM263 251H262V256L264 255L263 254ZM132 252V251H131ZM184 252V253H183ZM32 253V252H31ZM34 254L35 253H37L38 255L39 254H41V252H39V251H37L36 250V252H33ZM50 253V252H49ZM52 253H54V252H52ZM25 254V255H24ZM103 254H107L106 256H103ZM115 254V253H114ZM116 255V254H115ZM137 255V253H133L132 254V257L133 256H136ZM199 255V256H198ZM28 256H30V258L29 259H26V258H28ZM193 256H196V257H193ZM207 256H208V258H211V259H207ZM105 257V258H104ZM131 257V256H130ZM33 258H35V257H33ZM37 258V257H36ZM113 258V257H112ZM23 259H26L25 261L23 260ZM264 259V258H263ZM262 259V260H263ZM53 260V259H52ZM132 260V259H131ZM261 260V261H262ZM31 261V262H30ZM128 261H130V260H128ZM195 261V263H193ZM208 261V262H207ZM46 262V261H45ZM53 262V261H52ZM210 262V263H209ZM190 263V262H189ZM199 263H202L201 261H199ZM213 263V262H212ZM264 262H262V264H263ZM116 264V263H115ZM128 264H130V262L128 263ZM172 264V263H171ZM244 264H248V263H244Z\"/></svg>",
    "mask_w": 264,
    "mask_h": 264
}]
</instances>
